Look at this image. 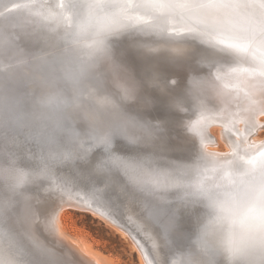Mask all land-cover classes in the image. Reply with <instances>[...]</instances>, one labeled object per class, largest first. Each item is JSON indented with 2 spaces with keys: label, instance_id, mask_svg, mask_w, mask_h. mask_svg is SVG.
Here are the masks:
<instances>
[{
  "label": "snow or ice",
  "instance_id": "snow-or-ice-1",
  "mask_svg": "<svg viewBox=\"0 0 264 264\" xmlns=\"http://www.w3.org/2000/svg\"><path fill=\"white\" fill-rule=\"evenodd\" d=\"M173 22L172 30L184 33L179 41L182 57L195 54V62L208 63V74L193 76L187 91L179 77L171 79L156 64L148 65L138 79L114 55L121 37L145 57L169 53L167 40L146 42L136 33H166ZM198 40L224 46L227 58L238 65L230 77L237 81L235 91L222 93L225 104L236 99L234 110L225 111L232 151L223 162L201 151V166L189 170L168 159L173 122L165 121L166 131L144 118L141 110L153 102L149 89L173 103L198 98L209 88L220 91L217 81L225 77L217 69L213 79L211 72L219 60L198 46ZM245 64L248 67H242ZM48 86L55 89L56 98L45 111L36 101L39 90ZM92 89L116 97L121 90L125 96L139 90L137 102L115 114L107 136L83 119L65 115L75 103H88L85 97ZM0 112V224L17 235L25 232L36 217L35 205L52 198H42L40 190L62 177L61 200L70 194L69 185L89 189L100 207L121 216L125 205L113 193L123 194L141 201L153 222L170 234L177 211L202 203L197 200L201 193L230 185L236 193L250 195L264 187V142L249 140L253 132L264 130L259 123L264 116V0H0ZM208 119L202 112L191 125L202 147ZM117 141H126L131 154L118 155ZM96 150L102 153V168L91 158ZM120 173L126 180L117 178ZM97 183L104 187L97 188ZM26 264L74 261L36 255ZM156 264L161 262L157 259Z\"/></svg>",
  "mask_w": 264,
  "mask_h": 264
},
{
  "label": "bare ground",
  "instance_id": "bare-ground-1",
  "mask_svg": "<svg viewBox=\"0 0 264 264\" xmlns=\"http://www.w3.org/2000/svg\"><path fill=\"white\" fill-rule=\"evenodd\" d=\"M168 30H172V28L168 26ZM158 59H160V58H158ZM218 60H219V63L217 65H218V69H219V75H221L222 77H225L224 81H217V83L221 85L220 91L218 92L217 90H215L213 88L207 89L205 91L206 94L209 93V95H211L213 97V100L204 99L203 103L201 105H199L200 106L199 114H197L199 116L197 117V115H196L197 118L194 117V119L191 117L190 118L191 120L190 119L186 120L185 124L187 125L188 128H190L191 125L196 120H198L200 118V115H201L202 112L204 113V115L208 116L209 119L205 122V128H204L203 147H202V144H201V138L195 134V137H196L195 138V143H196L195 146H196V149H198L197 153L199 154L201 151H203L206 155H208V156H216V157L221 159V162H223V157L225 156V154H228V153H230L232 151V148H231V146L229 144V141H228L229 133H228L227 127H226L227 119H226V116H225V111L234 110L235 99L236 98L235 97L233 98V102L232 103L225 104L224 96H223L222 93H225V92H228V91H233L234 92L235 88H233L232 85L236 84L237 81L235 79H231L230 78L231 74H232V69L236 68V67L234 65L229 67L220 58V56H218ZM132 61H133V59H132ZM139 61H141V60H139ZM142 61H144V60H142ZM142 61H141V63H142ZM145 63H147V62L145 61ZM149 63H148V65H149ZM164 63L166 64L165 61H164ZM148 65H145V66H148ZM167 65H165V67L168 69L169 67ZM193 65H195V64H193ZM169 66H171V65H169ZM160 67L161 66H159V68ZM195 67H197V66H195ZM242 67H248V65L245 64V65H242ZM166 70L163 69V71H166ZM169 70H171V69H169ZM173 70H179V69H174L173 68ZM183 71H184V69H183ZM167 72L168 71H166V73ZM179 72H178V74H179ZM184 72H186V71H184ZM201 72H203V71H201ZM211 72H212L213 79H215V77L217 75V69H215L214 71H211ZM168 73H171V71L168 72ZM173 73H175V72H173ZM203 73H200V74L203 75ZM182 74H183V72H182ZM207 74H208V71H206V74L204 76H206ZM167 75H169V74H167ZM175 75H176V73H175ZM192 75L193 74H191V76ZM142 77H144V76H142ZM178 77H181V76H178ZM248 78L249 79H254V77H251V76H249ZM172 79H175V77L172 78ZM184 79L182 81H185ZM224 83L229 84V87L225 89L223 87ZM186 90H187V88H186ZM151 91H153V89ZM155 91L153 93H155ZM155 94L154 95L152 94V98L155 97ZM156 98H159V97L156 96L155 99ZM158 101H159V99H158ZM163 101H162V103H160V105L161 104L163 105ZM166 102H167V100H166ZM156 103L158 104V102H156ZM169 103H170V101H169ZM178 103H179V101H178ZM186 103L188 104V102H186ZM175 104H173V105H175ZM166 105H169V104H167V103L164 104V106H166ZM151 107H152V104H151ZM152 108H154V107H152ZM152 108H151L150 111H152ZM174 109L176 110V108H172V109H169V110L170 111L171 110L174 111ZM205 109H209L210 111H205ZM142 110H141V112H142ZM144 110H145V108H144ZM160 110H162V109H160ZM179 110L180 109H177V111H179ZM222 110H224V111H222ZM148 111H149V109H148ZM144 113H146V112H144ZM181 113H183V112L181 111ZM149 115H151V113H149ZM178 115H179V113H178ZM181 115H185V114H181ZM143 117L146 118L144 115H143ZM150 117L151 116H149V118ZM170 117H172V116H170ZM150 119H152V118H150ZM159 120H160V118H159ZM172 120H175V116L173 117ZM177 120H179V119H176L175 123H177ZM155 121H158V120H155ZM179 122H180V120H179ZM259 123L261 125H264V116H261L259 118ZM173 124H174V122H173ZM182 124H184V123H182ZM185 124H184V126H185ZM189 124H191V125L188 126ZM160 125H163V122ZM216 125H219V127H221V132L222 133H219V134H221L222 137H219V136H217L214 133L213 129H214V127ZM164 126H167L166 123L164 124ZM236 126L240 127V128L244 127V125H242V124H238ZM182 128H183V126H182ZM166 129H168V128H166ZM173 129H174V127H173ZM185 129H182V130L184 131ZM183 131H179V134H181V133L183 134L184 133ZM186 131H188V129L185 130V133H186ZM262 131L264 132V130H257L255 132H253L252 135L249 137V140L250 141H255L257 144H260L261 142H264V134H261ZM177 132H176V134H177ZM189 132H190V129H189ZM170 133L172 134V131ZM174 133H175V129H174ZM188 133H186V134H188ZM190 135H192V134H190ZM190 135H188V136H190ZM170 137H171V135H170ZM175 137L178 138V134ZM181 137H183V136H181ZM190 138H191V136H190ZM190 138L187 137V138H185V140L186 139H190ZM220 138H224V140H225V141L223 140V143L225 142V148H223V149L218 147ZM181 140L184 141L182 138H181ZM193 140H194V138H193ZM169 141H172V140L170 139ZM171 143L172 142H170V145H173ZM175 144H176V142H175ZM123 145L127 146L128 144H123ZM181 145L183 147L185 145V142L184 143H182V142L180 143V145H179L180 148H181ZM121 146H122V144H121ZM173 148L175 149L174 146H173ZM180 148L176 149V151L179 150ZM196 149H195V151H196ZM180 151H181V149H180ZM179 152H177V153H179ZM117 154L118 155H125L123 153H117ZM170 154H168V159L171 160L178 167L177 160H179V159L174 160V158ZM189 154H191V153H189ZM193 155H194V153L192 154V156ZM189 157H191V156H189ZM186 158L188 159V157H186ZM102 159H103V157H102ZM196 168L197 167L192 166V167H189V170H194ZM124 178L126 180V177H124ZM96 187L97 188H103L104 186H100L97 183ZM69 189H70V194L64 195L63 196V200H61L60 196L63 195L64 192H65V184H64V179L62 177L54 178L50 185L46 184L45 187L41 189V194L43 192H44L45 195H50L51 194V196H52L51 200L52 201L50 200L51 205L49 207V210H47V211L44 210L45 211L44 213L38 212L36 210V207H35L36 217L30 223V225L27 228V230L22 233L24 241H26L27 244L29 245V246H27L28 249H24V246H23L22 243L18 244L17 242L12 241L11 238H10V241L14 242L15 244H13V243L7 244L5 241H1L0 240V243H2L4 246H6L7 248H10L12 250L11 251L12 258H14L17 261H19V264H26V262L32 256H36V255H39V256H41L44 259H49V260H52V261L62 260V259H72L74 261V264H121V263L117 262L116 259L112 255H109V254L101 251L100 249H97L91 242L83 239L80 236H77L76 231L72 232V231H70V230H68L66 228L65 223H68L67 220H68V217H69V215H66V211L70 210L72 208L79 209V210L81 209L83 211H86V212H89V213L93 214L96 217H99V218L103 219L107 224H109L111 227H113L121 236H123L125 238H128L131 241L132 249L134 251H136L137 254H138V262H139V264H149V261H151L152 264H153L154 261H153V258L151 257V254H150L152 251H155L158 255H160L162 257V264H167V261L169 259L171 260V264H178V261H185L186 262L187 260L190 259L188 257V255L190 256L193 253L194 246L196 245V237H194L193 240H188L186 235H185L186 234L185 230H186L187 227H185L184 225H180L179 224L178 226L180 227V230H177L176 232H171L170 234L166 235L165 233L161 232V227L158 224L154 223L152 218L148 215L147 211L144 208V204L141 201L137 200V199H133V198H131L129 196H124L123 194L113 193V195H119V198L121 199V202L125 205V210H124V212H123V214L121 216H113L106 209L100 207L91 198V196L88 194L89 191L87 189H83L82 190L81 188L71 187V185H69ZM181 195H183V193H181ZM41 209L43 210L42 207H41ZM184 209H185L184 207H181L179 209V211L182 212ZM132 213H137V216L135 214H132ZM135 216L140 219L139 222L141 224V229L140 228L138 229V227L134 228L132 226V224L129 222V221H134ZM177 219H181V218H178L176 216V220ZM185 220H187V218H185ZM135 223H137V222H135ZM143 228L144 229L146 228L149 231H152L149 236H146L147 233L145 232V230ZM177 232H178V234H177ZM17 236L19 237V235H17ZM152 238H154L156 240L158 239V240L155 241V240H152ZM12 239H14V238H12ZM189 242H193V247H189L190 246ZM168 249L173 251V252L174 251H177V252L173 253L174 254L173 256H169L168 252H167ZM180 252H183L184 254L186 253V255L188 254L187 257L184 254H180ZM166 254L168 256H166Z\"/></svg>",
  "mask_w": 264,
  "mask_h": 264
},
{
  "label": "clouds",
  "instance_id": "clouds-1",
  "mask_svg": "<svg viewBox=\"0 0 264 264\" xmlns=\"http://www.w3.org/2000/svg\"><path fill=\"white\" fill-rule=\"evenodd\" d=\"M169 54L177 58L171 51ZM138 95V89L127 96L121 90L120 97L92 89L85 97L88 103H75L65 115L83 119L90 129L107 136L113 130L115 114L122 112L124 105L135 104ZM55 98L53 87L41 88L36 101L38 109L46 111ZM197 200L202 203L189 205V210L198 207L201 211L194 217L196 245L186 264H264V187L241 195L225 185L201 193ZM0 264H19L2 243Z\"/></svg>",
  "mask_w": 264,
  "mask_h": 264
},
{
  "label": "rangeland",
  "instance_id": "rangeland-1",
  "mask_svg": "<svg viewBox=\"0 0 264 264\" xmlns=\"http://www.w3.org/2000/svg\"><path fill=\"white\" fill-rule=\"evenodd\" d=\"M215 49H217V47H214L213 48V50H215ZM186 50V49H185ZM164 55V54H163ZM222 56V55H221ZM136 57V56H135ZM135 57H132V59H133V61H131V66L134 68V71H135V76L136 77H138V79L140 78V79H143V77L142 76H144L145 75V72H146V68H147V66H145V65H148V63H149V65L150 64H156V65H158V68H159V66H163L162 68L160 67L159 68V70L161 71V72H163V74H165V75H167V74H169V75H167V76H169V77H171V79L172 78H174L175 77V79H177V77L178 76H181V77H179L180 78V80H183L184 78V80L185 81H183V85H184V88H185V91H187L186 90V88H188V84H189V82H190V80H191V78L193 77V75L191 76V74L192 73H190V74H187L186 72H184V71H186V70H184L183 71V69H179V70H173V69H171V70H169L170 68H166L165 67V65H167L168 67H169V62H166V64L164 63V58L162 59V58H160V59H158L157 57H156V55L154 54L153 56H151L150 57V59L149 60H144V61H142V63H141V61H139V59H136ZM152 58V59H151ZM135 59V60H134ZM152 62H151V61ZM155 60V61H154ZM145 61L147 62V63H145ZM158 61V62H157ZM191 61H193L192 62V64H191V66H193V67H195V66H197V65H193L194 63H195V61L194 60H191ZM133 62V63H132ZM138 62V63H137ZM161 62V63H160ZM160 65H159V64ZM164 63V64H163ZM189 63H191V62H189ZM141 64V65H140ZM146 68H145V67ZM137 67V68H136ZM143 67V68H142ZM171 67V66H170ZM174 69H177L176 67H173ZM197 69H198V71H196L197 73H195L194 74V76H197V77H199V76H203L202 74H200V73H203L204 72V74H206V71H203L202 69H200L198 66L196 67ZM138 69H139V74H138ZM162 69V70H161ZM163 69L164 70H166V71H168V72H170L171 71V73H166V71H163ZM203 71V72H201V71ZM181 73H180V72ZM200 71V72H199ZM173 72H175L176 73V75H175V73H173ZM178 72H179V74H178ZM182 72H183V74H182ZM186 73V74H185ZM185 74V75H184ZM200 74V75H199ZM141 75V76H140ZM172 75V76H171ZM183 76V77H182ZM189 76V77H188ZM183 78V79H182ZM189 80V81H188ZM188 83H187V82ZM187 86V87H186ZM152 89H149L148 91H149V95H151L150 96V99H152V101H153V103H152V107H154V108H152L151 107V105L148 107H145V110H144V108H143V110H142V112L144 111V112H146V113H142L145 117H146V119L148 120H150V121H152L153 123H159V125L163 122V125H160L161 127H163V128H168L167 126H164V124H165V122L164 121H168V120H171V121H173L174 122V124H173V126H172V129H171V131H172V134L170 133L171 131H168V129H166V131H168V134L169 135H171V140L172 141H168V145H169V148L171 149V151H169L168 152V154H170V155H172L174 158H177V159H182V158H186V157H188V159H193V157L194 156H196V154H197V150L198 149H196V146L194 147L195 149H196V151H195V149L192 147L193 146V143L194 144H196L195 143V133L194 132H191V127L190 128H188L187 127V125L185 124V122H186V120H189L191 117L194 119V117L195 118H197L199 115H197V114H199V108H200V106L199 105H201L202 103H203V101H204V99H211V100H213V97L211 96V95H209V93L208 94H206V92L204 93H200L199 94V97L197 98V97H189V99H187V101L186 100H180L179 101V103H178V101L177 102H175V103H173V102H171L170 100H167V102H166V100L164 99V96H165V94H163L162 92L160 93V91H158L157 92V90L155 91L154 89H153V91H151ZM155 91V93H153ZM151 93V94H150ZM152 94L154 95L155 94V97L157 96V97H159V98H156L155 99V97H153L152 98ZM161 94V95H160ZM161 96V97H160ZM158 99H159V101H158ZM192 99V100H191ZM165 102H164V101ZM162 101H163V105L161 104L160 105V103H162ZM169 101H170V103L173 105V104H175V105H171L170 103H169ZM156 102H158V104L156 103ZM183 102V103H182ZM186 102H188V104L186 103ZM191 102V103H190ZM169 104V105H166V106H164V104ZM190 103V104H189ZM193 103V104H192ZM185 104V105H184ZM187 104V105H186ZM192 104V105H191ZM134 105V104H133ZM162 106V107H161ZM186 106V107H185ZM188 106V107H187ZM190 106V107H189ZM170 107V108H169ZM147 108V109H146ZM151 108H152V111H150L151 110ZM162 109V110H160V109ZM164 108V109H163ZM167 108V109H166ZM172 109V108H176V110L174 109V111L173 110H169V109ZM189 108V109H188ZM148 109H149V111H148ZM166 109V110H165ZM177 109H180L179 111H177ZM196 109V110H195ZM165 110V111H164ZM181 111L183 112V113H181ZM185 111V112H184ZM188 111V112H187ZM134 114H136L135 112H133ZM132 113V114H133ZM149 113H151V115H149ZM171 113V114H170ZM178 113H179V115H178ZM185 114V115H181V114ZM190 113V114H189ZM133 114V115H134ZM147 114V115H146ZM175 114V115H174ZM177 115V116H176ZM195 115V116H194ZM196 115H197V117H196ZM148 116V117H147ZM149 116H151L150 118H152V119H150L149 118ZM170 116H172V117H170ZM175 116V120H172L173 119V117ZM177 117V118H176ZM155 118V119H154ZM159 118H160V120H159ZM172 118V119H171ZM176 119H179L180 120V122H179V120H177V123H175L176 122ZM155 120H158V121H155ZM163 120V121H162ZM191 120V119H190ZM162 121V122H161ZM179 123V124H178ZM182 123H184L185 124V126H184V124H182ZM175 125V126H174ZM178 125V126H177ZM191 124H189L188 126H190ZM181 126V127H180ZM182 126H183V128H182ZM173 127H174V129H175V133H174V129H173ZM176 127V128H175ZM180 127V128H179ZM178 128V129H177ZM185 129V130H187L188 129V131H186V133H188L189 132V129H190V132L188 133V134H186L185 133V130L183 131L182 129ZM180 129V130H179ZM220 129V130H219ZM179 130V131H183L184 133L182 134H179V131L177 132V131ZM213 131H214V133L217 135V136H219V137H222V135L221 134H219V133H222L221 132V127H219V125H216L215 127H214V129H213ZM220 131V132H219ZM176 132H177V134H178V138L177 137H175L177 134H176ZM174 133V134H173ZM194 133V134H193ZM190 134H192V135H190ZM261 134H264V132L262 131L261 132ZM174 135V136H173ZM183 136V137H181V136ZM186 135V136H185ZM188 135H190L191 136V138H190V136H188ZM173 137V138H172ZM187 137H189L190 139H186L185 140V138H187ZM181 138L184 140V141H182L181 140ZM193 138H194V140H193ZM191 140V141H190ZM223 140H224V138H220V141H219V145H218V147L219 148H221V149H223V148H225V142L223 143ZM182 143H184L185 142V145L187 146H183L182 147V145H181V148H180V143L181 142ZM187 141V142H186ZM225 141V140H224ZM121 142V144H122V146H121V151H125L128 147L126 146V145H123V144H127V143H125V142H123L122 143V141H120ZM170 142H172L171 144H173V145H170ZM175 142H176V144H175ZM118 143V142H117ZM175 144V145H174ZM192 144V145H191ZM189 145V146H188ZM125 146V147H124ZM173 146L175 147V149L173 148ZM177 146V147H176ZM186 147V148H185ZM124 148V149H123ZM178 148H180L181 149V151H180V149L179 150H177L176 151V149H178ZM190 148V149H189ZM188 149V150H187ZM181 153H180V152ZM177 152H179V153H177ZM185 152V153H184ZM191 153V154H189V153ZM177 155H176V154ZM194 153V155L192 156V154ZM183 154V155H182ZM189 156H191V157H189ZM176 159V160H177ZM187 159V158H186ZM179 160H177V161H179ZM200 164H201V162H200ZM43 197H49V195H45L44 194V192L42 193V198ZM50 200H51V198L47 201V203L46 202H44V203H41V204H37V205H35V207H36V210L38 211V212H42V213H44L45 211L44 210H49V207H50V205H51V202H50ZM52 201V200H51ZM43 205V206H42ZM40 206V207H39ZM41 207L43 208V210L41 209ZM46 207V208H45ZM48 207V208H47ZM45 208V209H44ZM41 209V210H40ZM66 215H69V217H68V220H67V222L68 223H65V226H66V228L68 229V230H70V231H72V232H74V231H76V234H77V236H80V237H82L83 239H85V240H87V241H89V242H91L97 249H100L101 251H103V252H105V253H107V254H109V255H112L115 259H116V261L117 262H119V263H121V264H139V262H138V254H137V252L136 251H134L133 249H132V247H131V241L128 239V238H125V237H123V236H121L113 227H111L109 224H107L103 219H101V218H99V217H96V216H94L93 214H91V213H89V212H86V211H83V210H79V209H74V208H72V209H70V210H67L66 211ZM151 245V244H150ZM180 264V263H179Z\"/></svg>",
  "mask_w": 264,
  "mask_h": 264
},
{
  "label": "water",
  "instance_id": "water-1",
  "mask_svg": "<svg viewBox=\"0 0 264 264\" xmlns=\"http://www.w3.org/2000/svg\"><path fill=\"white\" fill-rule=\"evenodd\" d=\"M6 2H8L9 4L11 3V0H6ZM147 19V18H145ZM51 23V22H49ZM169 27H171L172 29L175 27L174 22L170 23L168 25ZM127 35V34H125ZM184 33L180 32L179 34H177L176 32H174L173 30H168L166 33H157V32H152L149 34H144V33H136V38L139 40H143L146 42H152V41H165L167 40L169 42V45L172 49L171 54L176 56L177 58H170V54L168 52H163V53H153L150 55H156L157 58H164L165 62H169L171 67L169 66L170 69H173L172 67H176L177 69H184L186 70L187 74L192 73L193 75L197 72H191L190 69L193 68V66H191L192 62L191 60L195 61V54H191L189 56L186 57H182V53L179 51V41L183 38ZM121 43L117 44L114 48V55L116 57H118L120 60H122L124 62V64H126V66L132 71V73L134 74V68L131 66V61H132V57L136 56V59L139 60H149L150 57H145L141 54L142 50L131 47L129 44V41L125 38V37H121L120 38ZM198 46H200L201 48L204 49H209L211 50V52L216 56V58L218 59V56H220V58L229 66H235L237 67L238 65L236 63L231 62V60L228 57V52L225 50L224 46L222 45H214L209 43L207 40H198L197 41ZM155 46V45H154ZM214 47H217V49L213 50ZM164 54V55H163ZM160 55V56H159ZM222 55V56H221ZM195 65H197L200 69H202L203 71H208V63L205 60L204 62H195ZM215 69H218V65L216 66V68L211 69V71H214ZM182 71V70H181ZM139 69H138V74H139ZM205 74L203 73V76ZM118 143H120V141H117ZM125 143H127L126 141H124ZM128 144V143H127ZM127 149L126 151H121L118 153H123L125 155H130V149L129 146L127 145ZM102 153L99 150H96L92 153L91 158L94 161V165L95 166H99V167H103V159H102ZM173 157V156H172ZM174 158V157H173ZM177 158H174V160H176ZM178 163V167L179 168H187L189 169V167H200V160L198 159V153L196 154V156L193 157V159H186V158H182L180 159V161H177ZM118 179H120L121 181H124L125 178L123 176V174H119ZM100 186H104L103 183H98ZM89 191V189H87ZM41 191V190H40ZM201 211L200 208H194L192 210H189V207L185 208L182 212H180L179 210L177 211V217L181 218V219H177L175 220V228L172 232H176L177 230H180V227L178 226L180 225H184L186 228L185 232H186V237L188 240H193L195 236V226H194V217L196 214H198ZM135 214L137 216V213H132ZM135 216L134 221H129L132 226L134 228L141 229V224L139 222V218ZM185 218H187V220H185ZM137 222V223H135ZM179 222V223H178ZM139 224V225H138ZM144 229V228H143ZM145 232L147 233L146 236H149L150 233L152 231H149L148 229H144ZM161 232L164 233L163 229L161 228ZM157 234V233H156ZM178 234V232H177ZM144 236V235H143ZM10 238L12 241L17 242L18 244L22 243L24 246V249H28L27 246H29L27 244L26 241H24V238L21 235H19V237L17 236V234L15 233V231L10 227V226H5L4 224H0V240L1 241H5L7 244L9 243H13L14 242L10 241ZM14 238V239H12ZM152 240L157 241L156 239L152 238ZM24 241V242H23ZM190 246L189 247H193V242H189ZM16 246V245H15ZM186 250V249H185ZM168 255L169 256H173V253H176L177 251H171L168 249ZM179 253V252H178ZM151 257L153 258L154 263L156 264V260L158 259L161 264H162V257L160 255H158L155 251H152L151 253ZM180 254H184L183 252H180ZM166 254V256H168ZM186 255V253L184 254ZM188 255V254H187ZM186 255V257H187ZM192 254L188 257L191 258ZM155 257V259H154ZM186 264L185 261H178V264Z\"/></svg>",
  "mask_w": 264,
  "mask_h": 264
}]
</instances>
